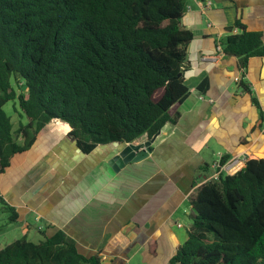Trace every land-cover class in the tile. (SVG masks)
Returning a JSON list of instances; mask_svg holds the SVG:
<instances>
[{
  "label": "trees",
  "instance_id": "16d2710c",
  "mask_svg": "<svg viewBox=\"0 0 264 264\" xmlns=\"http://www.w3.org/2000/svg\"><path fill=\"white\" fill-rule=\"evenodd\" d=\"M185 7L186 0H0V174L53 121L84 153L174 126L189 93ZM225 30L222 53L237 58L245 87L248 57L264 55L261 33L239 19ZM15 99L25 122L14 128L3 106ZM187 202V237L169 264H264V158L246 157L239 170L203 180ZM0 205L17 221L1 196ZM0 264L103 263L58 230L0 247Z\"/></svg>",
  "mask_w": 264,
  "mask_h": 264
},
{
  "label": "crops",
  "instance_id": "0c3cea01",
  "mask_svg": "<svg viewBox=\"0 0 264 264\" xmlns=\"http://www.w3.org/2000/svg\"><path fill=\"white\" fill-rule=\"evenodd\" d=\"M235 19L264 42V0H186L189 93L176 124L157 134L143 159L114 171L109 160L119 143L84 153L63 122L44 126L0 174V196L17 220L34 216L43 237L60 230L103 264H130L137 254L142 264H169L187 237V196L212 175L211 164L228 154L222 172L233 173L246 157L264 158V55L248 57L245 88L237 58L215 49Z\"/></svg>",
  "mask_w": 264,
  "mask_h": 264
},
{
  "label": "rangeland",
  "instance_id": "374dc122",
  "mask_svg": "<svg viewBox=\"0 0 264 264\" xmlns=\"http://www.w3.org/2000/svg\"><path fill=\"white\" fill-rule=\"evenodd\" d=\"M3 108L6 113L11 117L14 128L17 126L19 121L22 123L25 122V117L18 107L17 99L6 102ZM122 146L123 143H119L116 147V151L118 152L122 148ZM216 157V153L210 151V159L212 160ZM223 173H225V171ZM28 216L29 217H27L25 220L18 219L14 222H8L7 213H4L1 210L0 205V247H3L4 245L12 242L14 239L22 236H25L27 239L34 242L43 239L42 233L38 231V227L40 226L41 222L39 220H35L34 216L32 215ZM140 258V254H137V256H134L130 259V264H142L140 263Z\"/></svg>",
  "mask_w": 264,
  "mask_h": 264
},
{
  "label": "water",
  "instance_id": "95a60500",
  "mask_svg": "<svg viewBox=\"0 0 264 264\" xmlns=\"http://www.w3.org/2000/svg\"><path fill=\"white\" fill-rule=\"evenodd\" d=\"M158 133L159 132L154 134L150 139L142 142L123 143L122 148L109 160L113 170L117 171L127 163L136 162L146 157L151 150L150 145Z\"/></svg>",
  "mask_w": 264,
  "mask_h": 264
},
{
  "label": "built area",
  "instance_id": "2783aa9c",
  "mask_svg": "<svg viewBox=\"0 0 264 264\" xmlns=\"http://www.w3.org/2000/svg\"><path fill=\"white\" fill-rule=\"evenodd\" d=\"M215 49H216L219 53H222V47H221V43H220L219 40H217V42H216ZM243 160H245V158H244ZM211 166H212V169H213V173H212V175H211L209 178H212V177H213V178H216V177L218 176V174H219L220 172H222L223 170L227 171V163H224L223 165L218 166V165H217V160H216V161H214V162L211 164ZM209 178H207V179H209Z\"/></svg>",
  "mask_w": 264,
  "mask_h": 264
}]
</instances>
